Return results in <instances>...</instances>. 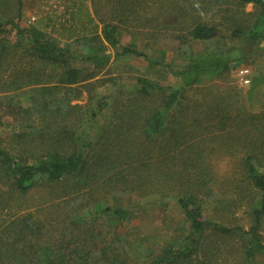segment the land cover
<instances>
[{"label": "trees", "instance_id": "trees-1", "mask_svg": "<svg viewBox=\"0 0 264 264\" xmlns=\"http://www.w3.org/2000/svg\"><path fill=\"white\" fill-rule=\"evenodd\" d=\"M15 1L0 0V14L7 17L0 22V128L15 122L17 130L12 142L0 138V183L20 196L36 183L57 186L53 193L67 209L54 219L55 236L51 224L32 213L13 220L0 231V263L126 264L133 252L120 234L98 244L96 228H87L86 217L77 215L92 206L95 221L104 214L127 219L128 209L105 206L117 192L159 196L152 202H160L163 224L161 201L174 198L181 207L178 227L182 223L187 233L170 237L144 264H258L264 254V100L253 111L229 76L233 66H246L253 54L264 52V0H60L59 20L50 31L21 27L23 3ZM153 1L159 6L146 9ZM101 3L115 22L105 21L99 8L92 12ZM124 26L173 32L175 56L171 63L154 60L131 43L115 57H142L190 80L174 88L138 77L121 108L117 98L107 102L106 96L95 108L73 104L83 92L91 100L95 83L105 79L92 80L97 72H83L72 61L105 66ZM9 34L22 39L30 67L12 69L3 81L5 59L16 54ZM52 35L86 52L74 54ZM195 40L206 45L200 52L193 49ZM225 41L240 42L234 55ZM261 82L253 78L248 95ZM106 107L115 111L113 127L98 136L86 132L85 123ZM215 152L236 160L229 189L217 184L210 164ZM210 189L217 194L214 205L225 195L238 202L237 209L245 207L247 228L235 217L206 214Z\"/></svg>", "mask_w": 264, "mask_h": 264}, {"label": "rangeland", "instance_id": "rangeland-1", "mask_svg": "<svg viewBox=\"0 0 264 264\" xmlns=\"http://www.w3.org/2000/svg\"><path fill=\"white\" fill-rule=\"evenodd\" d=\"M79 1H85L87 3L92 2V0ZM106 1L107 0H105L104 3ZM110 1L112 2L113 0ZM110 1L108 3H111ZM1 3H3V1ZM14 3H16L15 0ZM22 3V18L20 20L21 27L37 25L45 31H50L51 24L54 21L59 20L56 14L61 12L60 0H22ZM158 6L159 3L153 1L146 4V9H156ZM97 8L101 9L99 14L105 21H116L110 19L109 10L105 9L103 5L102 7L100 5L95 7L92 5V12L94 13V10ZM13 9L15 10V7H12V10ZM246 10L252 11L253 7L248 5ZM5 18L7 17L0 14V22ZM172 35L173 32H168L166 30L154 34L150 28L141 29L139 27L134 28L124 26L120 30L118 36L120 39V46L109 49L112 56L105 66L102 68H96L91 64L73 60L72 63L74 66L81 68L83 72H97L95 78L92 80L105 79V81L101 83H95L96 87L93 90L91 100H88V94L83 92L81 99L75 100L73 104L78 103L85 105V103L88 102V106L90 105L95 108L96 100L106 96L105 99L107 102H113L117 98L118 104L116 106L121 108L124 103L127 104V102H129L130 99L128 98L133 96L134 93H132V91L136 89L138 77L146 78L150 81L160 82L163 85L174 88L179 87L185 81L190 80L191 76L188 74H171L167 69L161 68L155 64H149L142 57H136L134 55H120L115 57L113 55L116 51L121 50L120 48L133 43L137 46L138 50L145 53L151 59L171 63L175 56V48L178 44V41L174 39ZM52 36L53 39L57 38L55 35ZM8 39L12 44H14V46H16V54L12 51L5 59V63L3 65V81L10 78L8 75L9 73H12V69H27L30 67L28 63L30 57L27 55L28 53H23L25 47L21 41L22 39L12 34L8 35ZM57 41L60 45H69L74 54L80 51H85L84 46L81 44H68L58 38ZM225 42L228 45V51L231 52L230 54L234 55L240 42ZM192 44L193 49L196 52H200L206 46L198 40L193 41ZM173 64L177 68L181 66L179 62H174ZM247 64L249 66L243 65L239 68H233V66L231 68L229 79L240 84V90L243 93V98L245 97L246 104H249L253 111H258L260 110L261 103L264 100V52H257L253 54L247 60ZM34 65H36V63H34ZM243 67L249 69L251 80L255 77L262 80V82L251 92L250 95H248V89L250 88L251 82L248 85H242L238 77V70ZM213 82L218 84L221 82V79L214 78ZM234 82L229 81L227 84L234 85ZM192 94V90L188 92V96H191ZM19 100L21 104L25 103L24 99ZM15 102L16 101L13 103L15 104ZM114 112L110 108H103L95 114L94 119H90L87 123H85V131L91 135L98 136L103 134V131L106 129L109 130L115 124L113 115ZM15 127L16 123L13 122L12 125L8 124L7 127L0 128V138H5L7 142H12V140H14V134L17 132ZM235 162V158L227 156L226 153L215 152V154L211 156V167L218 180L217 184H220L219 186H222V188L229 189L231 187V182L235 177ZM57 188V186L36 183L25 196H20L16 191H14V189H9V191H7V187L1 185L0 183V231L9 226L13 220L24 217V215L28 213H32L33 218L50 223L51 227L49 228V231H51L53 236H55L54 230L57 227H54L56 225L54 219L55 217H62L65 212V206L61 200L57 198L58 196L53 193ZM212 189L208 190L205 195L207 204L204 206V211L206 214L209 215V217L216 215L225 217L226 219L235 217L237 218L238 223L247 228L249 225V219L247 214L243 212L245 207L237 209L238 202L225 195L224 197L220 195L221 201L218 205H214L215 203L213 204V200L217 198V194H215V191ZM86 190H88V188ZM85 197H87V194ZM155 197L159 196H153V198ZM153 198L145 197V199H142L136 194L117 192L111 193L105 201V206L119 207L130 211V215L127 219L122 221H119L117 217L112 214L101 215L99 216L100 220L95 221L93 218L95 210L92 206L86 207L83 211L77 213V215H84L86 217L85 219L88 222L87 228H96L98 234V244L105 243L104 239H114V236L120 234L121 238L129 245L133 252L130 257L127 256L128 259L126 264H144L145 260H147L149 256L154 255L158 251V248L169 240L170 237L174 235L182 236L187 233V229H184L181 226L182 223L178 227V224L183 219V214L181 207L176 202V199L165 198V200L161 201V203L163 202L162 209H164V214L166 215V221L165 224H163V220H161L163 211L160 210V202L159 204H155V202H152ZM55 204H58V207L55 206ZM243 204H245V202ZM59 206L62 208L60 209ZM59 214L61 216H59ZM260 233L264 238V228ZM120 249L121 248H119V250ZM95 256L97 258L100 257L99 254H95ZM258 264H264V254L258 258Z\"/></svg>", "mask_w": 264, "mask_h": 264}, {"label": "built area", "instance_id": "built-area-1", "mask_svg": "<svg viewBox=\"0 0 264 264\" xmlns=\"http://www.w3.org/2000/svg\"><path fill=\"white\" fill-rule=\"evenodd\" d=\"M238 77L242 85H248L251 82L250 71L248 68H240L238 70Z\"/></svg>", "mask_w": 264, "mask_h": 264}]
</instances>
